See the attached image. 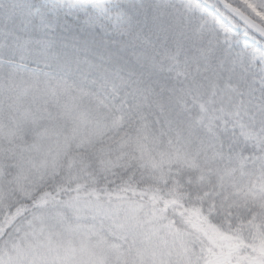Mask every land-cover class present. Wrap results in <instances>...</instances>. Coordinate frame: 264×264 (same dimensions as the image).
Here are the masks:
<instances>
[{"label": "trees", "instance_id": "16d2710c", "mask_svg": "<svg viewBox=\"0 0 264 264\" xmlns=\"http://www.w3.org/2000/svg\"><path fill=\"white\" fill-rule=\"evenodd\" d=\"M45 1L0 0V138L5 127L15 128L19 146L37 156L29 162L0 153V189L16 185L32 192L0 206V250L41 207L142 203L173 210L169 224L206 246L199 264H264L263 204L252 207L253 218L237 209L242 223H224L213 217L216 211L205 210L206 223L195 204L174 207L152 196L179 179L184 187L183 177L193 179L192 169H180L172 158L161 162L157 148L168 151L180 134L203 136L201 128L210 123L198 120L209 106L220 109L209 131L223 157L234 165L246 161L245 174L264 178V89L251 92L248 102L240 93L236 102L239 88L224 49L179 23L183 18L173 6L114 0L125 20L106 33L44 8L36 12ZM7 142L9 137L0 140ZM58 161L62 170L56 171ZM102 226L94 242L117 246L110 223Z\"/></svg>", "mask_w": 264, "mask_h": 264}, {"label": "rangeland", "instance_id": "374dc122", "mask_svg": "<svg viewBox=\"0 0 264 264\" xmlns=\"http://www.w3.org/2000/svg\"><path fill=\"white\" fill-rule=\"evenodd\" d=\"M124 1L138 3L143 0ZM151 1L161 9L173 6L183 18L179 23L197 29L198 35L207 33L208 44L212 42L224 49L228 58L226 62L233 67V76L236 77L235 83L239 88L236 102L240 99V93L248 102L251 92H262L264 42L235 22L216 2ZM225 1L264 29V0ZM113 4L114 0H46L42 5L37 4L40 7L36 12L44 13V8L55 17L61 15L83 23L87 28L112 33L118 31L125 20L124 13H116ZM234 89L236 90L235 86ZM230 93L228 84L224 94L228 97ZM212 97L214 96L211 95L210 98ZM218 112L220 109L213 106L202 109L199 124L205 123L206 119L210 123L201 128L203 136L197 131L193 134H180L174 143L170 142L172 146L168 151L157 148L161 162L172 158L171 163L179 165L180 169L185 166L192 169L193 179L183 177L184 187L179 179L174 187L166 191H152V196L172 202L174 207H181L183 203L195 204L192 209L201 212V215L205 210L216 211L213 217H220L224 223H230V218L235 223H242V214L237 209L251 213L253 218L252 207L256 203L264 205V178L245 174L246 161L238 160L234 165L232 157H223L219 144L211 138L209 131L217 120L214 117ZM14 126L17 127L16 122ZM5 128L0 140L2 137H9V142L0 143V147L9 149L5 151L0 148V153H8L13 160L35 161L36 154L27 152V146H19L22 145V136L16 137V129ZM24 145L27 143L24 142ZM60 162L55 163L56 171L62 170L61 164H58ZM63 170L75 173V170ZM27 181L34 188L33 181L23 182ZM31 194L32 192H24L19 187L17 189L16 185L0 189V206L7 205L8 199L16 200L15 195L29 199ZM173 214L175 215L170 208L162 213L142 203L103 208L91 202L76 201L41 207L36 212L29 213L4 241L0 250V264H199L200 253L207 252L206 246L194 237L174 229L169 224L171 221L168 217ZM203 218L208 223L204 216ZM105 222L112 226L110 237L115 239L117 246L110 247L107 242H94L99 235L98 225L102 226ZM115 232L123 235L117 237ZM255 233L258 234L256 231ZM126 241L130 243L129 246ZM195 249L197 251L194 254ZM192 255L196 259L191 258Z\"/></svg>", "mask_w": 264, "mask_h": 264}, {"label": "water", "instance_id": "95a60500", "mask_svg": "<svg viewBox=\"0 0 264 264\" xmlns=\"http://www.w3.org/2000/svg\"><path fill=\"white\" fill-rule=\"evenodd\" d=\"M216 2L222 6L224 10L227 11V13L230 14L236 21H238V23L255 34L260 40L264 41V29H262L261 26H258V24L253 20L247 18L246 15L226 3L225 0H216Z\"/></svg>", "mask_w": 264, "mask_h": 264}]
</instances>
